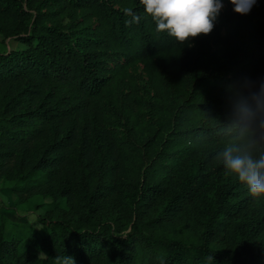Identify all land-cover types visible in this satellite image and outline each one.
Here are the masks:
<instances>
[{"label": "trees", "instance_id": "obj_1", "mask_svg": "<svg viewBox=\"0 0 264 264\" xmlns=\"http://www.w3.org/2000/svg\"><path fill=\"white\" fill-rule=\"evenodd\" d=\"M223 3L181 44L139 0H0L25 45L0 50V176L56 213L0 214V264H264V197L224 164L264 155V0Z\"/></svg>", "mask_w": 264, "mask_h": 264}, {"label": "clouds", "instance_id": "obj_2", "mask_svg": "<svg viewBox=\"0 0 264 264\" xmlns=\"http://www.w3.org/2000/svg\"><path fill=\"white\" fill-rule=\"evenodd\" d=\"M144 13L155 23L156 31L167 33L183 44L199 34L208 35L224 7L223 0H139ZM257 0H229L233 11L248 14ZM261 93L256 95V104H264ZM248 111V109H246ZM224 164L238 180L246 184L253 198L264 197V155L254 159L251 154H233L225 151ZM209 261L214 256L208 257ZM64 264H75L71 256L63 258Z\"/></svg>", "mask_w": 264, "mask_h": 264}, {"label": "rangeland", "instance_id": "obj_3", "mask_svg": "<svg viewBox=\"0 0 264 264\" xmlns=\"http://www.w3.org/2000/svg\"><path fill=\"white\" fill-rule=\"evenodd\" d=\"M23 48L25 45L21 42L5 38L0 42V50H7L9 47ZM134 73L136 83H138V92L143 93V86L146 81V74L143 70L142 64L137 63L135 67L131 68ZM9 182L0 176V214L3 215L4 225L9 228L13 225L24 227L33 226L35 228L40 226L39 217L48 216L55 218L54 204L48 195H41L40 193L26 194L23 197L17 198L9 191L7 185Z\"/></svg>", "mask_w": 264, "mask_h": 264}]
</instances>
